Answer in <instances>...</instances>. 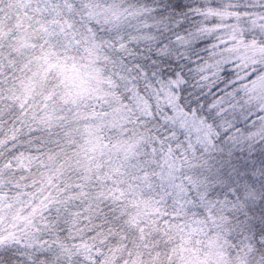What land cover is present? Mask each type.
Here are the masks:
<instances>
[{
	"label": "snow or ice",
	"instance_id": "snow-or-ice-1",
	"mask_svg": "<svg viewBox=\"0 0 264 264\" xmlns=\"http://www.w3.org/2000/svg\"><path fill=\"white\" fill-rule=\"evenodd\" d=\"M259 97L264 0H0V264H264Z\"/></svg>",
	"mask_w": 264,
	"mask_h": 264
},
{
	"label": "rangeland",
	"instance_id": "rangeland-1",
	"mask_svg": "<svg viewBox=\"0 0 264 264\" xmlns=\"http://www.w3.org/2000/svg\"><path fill=\"white\" fill-rule=\"evenodd\" d=\"M247 55L249 57H256V56H260L261 55V50L258 48H252L249 47L247 49ZM253 103H259V104H264V97H259L256 100L253 101Z\"/></svg>",
	"mask_w": 264,
	"mask_h": 264
}]
</instances>
